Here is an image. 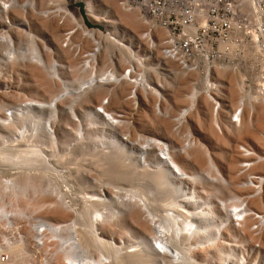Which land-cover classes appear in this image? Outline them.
Returning a JSON list of instances; mask_svg holds the SVG:
<instances>
[{
  "label": "rangeland",
  "instance_id": "1",
  "mask_svg": "<svg viewBox=\"0 0 264 264\" xmlns=\"http://www.w3.org/2000/svg\"><path fill=\"white\" fill-rule=\"evenodd\" d=\"M36 1L37 12L22 7L16 13L0 0V137L8 141L0 172L13 185L10 194L0 185V208L8 201L10 218L21 215V245L7 247L21 253V264H164L155 262L164 245L156 228L170 219L145 201L170 213L174 227L167 229L179 232L185 251L195 222L226 225L214 201L224 210L237 207L242 218L244 205L230 182L249 173L252 161H242L235 149L264 155V100H242L240 75L217 68L223 102L215 111L209 97L195 93L199 73L183 72L165 58L158 41L145 37L140 12L117 0ZM8 39L17 49L11 57L4 56ZM125 72L144 83L122 78ZM92 76L100 80L84 85ZM25 101L48 106L26 108ZM106 101L104 114L99 110ZM242 104L241 121L235 113ZM7 110L15 111L10 119ZM35 145L44 156L21 152ZM171 160L190 180L180 178ZM231 164L239 168L230 170ZM201 171H210V178ZM252 184L260 197L253 226L259 234L264 184ZM235 239L236 245L207 241L198 263L264 264V247ZM128 251L144 259L130 263Z\"/></svg>",
  "mask_w": 264,
  "mask_h": 264
},
{
  "label": "built area",
  "instance_id": "2",
  "mask_svg": "<svg viewBox=\"0 0 264 264\" xmlns=\"http://www.w3.org/2000/svg\"><path fill=\"white\" fill-rule=\"evenodd\" d=\"M117 1L140 12L146 26L145 37L154 44L158 41L162 55L183 72L204 74L211 81L210 72L216 66L243 70L246 75L242 81L243 93L257 91L264 98V0ZM246 44L253 45L252 52L245 50ZM208 95L215 111L220 110V96L211 90ZM7 143V139L0 137V151ZM2 167L5 166L1 165V170ZM11 178L8 173L0 172V185L7 186L8 191L5 190L9 194L13 186ZM5 204L4 212L0 210V263L21 264V253L14 254L7 248L8 244L21 245V228L8 223L3 213L11 211L13 204L8 201ZM16 217L20 226L21 215Z\"/></svg>",
  "mask_w": 264,
  "mask_h": 264
},
{
  "label": "bare ground",
  "instance_id": "3",
  "mask_svg": "<svg viewBox=\"0 0 264 264\" xmlns=\"http://www.w3.org/2000/svg\"><path fill=\"white\" fill-rule=\"evenodd\" d=\"M3 0L2 4L4 6L5 9L12 7V10L16 13H20V10L22 7H30L31 11L33 12H37L39 10V4L36 0H30L25 2L24 4L20 3L21 0ZM244 1V0H241ZM9 3V4H8ZM11 4V5H10ZM118 12H120L122 14V16H124L125 18L129 19L131 17H133V13H127V12H123L119 7H116ZM132 15V16H131ZM131 16V17H129ZM8 36V35H7ZM8 43H9V49L4 53V56L6 57H11L15 51L17 50L16 47L10 42V40L8 39ZM226 46V45H224ZM233 46V45H232ZM245 50H247L248 52H252L253 51V45L250 44H246L244 45ZM25 49V48H24ZM23 53V51H22ZM138 60V59H137ZM136 60V63H137ZM243 61V58H242ZM135 62V61H134ZM245 63V62H243ZM246 66V65H244ZM219 69L218 66H216L215 69L211 70L210 74H212V78L211 81H207L206 77L204 74H200V77L198 78L197 82H195V93L196 95H202L205 94L207 97H209L211 99V96L208 95V91L211 90L212 92L216 93L217 95L220 96V94L223 93V87H222V83L221 81H217L215 79L216 73L215 70ZM221 69H229L227 67V65H224L223 67H221ZM234 71V70H233ZM237 72L240 75V88L243 91V83H242V79L244 78V74L243 71L238 72V71H234ZM131 74H127V72H125L122 76V78H130V80L135 81L136 83H144V79L139 81V79H134L133 77L131 78ZM121 80V77L119 78ZM118 79V80H119ZM100 79H98L95 76H92L90 78V80L84 82V85H88V84H92L96 81H98ZM132 94L136 97V89L133 90ZM247 97L246 98H241L244 101H257V100H264L263 96L259 94V92L254 91V93H247L245 95ZM244 96V97H245ZM61 97V95H60ZM59 97V98H60ZM243 97V95H242ZM120 95L117 96V101L120 100ZM58 100V98H55L53 102H56ZM220 103H221V108H222V99L220 97ZM107 101L103 103V105L101 106L102 111L99 110L100 112H103L104 114L106 113V105ZM32 105H39V106H48L47 103H43V102H32V101H25L23 103V106L26 108L31 107ZM240 110L237 111L235 113V116H237L238 118L240 116H243L244 114V105L242 104L240 107ZM264 109V108H263ZM218 111V110H217ZM15 114V111L13 110H7L4 112V117L7 119L12 118V116ZM120 116H123V114H120ZM240 119V118H239ZM236 119H234L235 121ZM238 120V119H237ZM242 121V118L240 119ZM254 131V130H253ZM24 135V130L21 132L19 131V134L17 133V135ZM55 143V140H54ZM159 144H165L164 142H158ZM36 146V145H35ZM19 150H21V148H18ZM262 149V148H260ZM32 152L34 154H38V155H45L43 152V149L41 147H31V146H27L26 148L22 149L21 152ZM236 153L238 154L239 157H241L242 161H252L251 166L248 168L249 173L247 174H241V176H236L234 179H232V181L230 182V186H235L236 190H237V194L235 195L236 198H239L241 200V202L244 205V216L242 218H239L241 215V213H239V211H237V207L234 209H227L224 210L223 207H220V205L214 201L216 203V207L218 212L220 213V216L227 222L226 225L223 226V223L219 224L218 228L213 227L211 224H204L201 222H195L194 224H196L197 227H194L196 229H192V228H188L190 229V231L192 232V235L195 236L193 238V242L190 244L188 250L185 251V249L183 247H181L180 243H179V239H178V234L179 232H174L173 227V223H172V218L170 213H158L157 210H155L151 204L146 203V205L149 207L150 210L154 211L155 213H157L158 215L162 216V217H166L169 218L170 221L169 222H164L162 226H157L156 228V234L159 236L161 242L164 243V245L162 246V250L156 253L155 256V262L160 263L161 261L164 264H199L198 260H197V254L200 251H203V249H205L206 245H207V241L212 240L214 238H217L219 240V243H225L227 245H236L237 239L235 238H239V240H244V241H248L249 244L252 247H255L256 244H259L261 247H264V230L261 233H257L256 227H253L255 224H257V217L255 216V208L258 206L259 201H260V197H256L255 193H254V186L253 184L251 185V183H258V184H264V175L261 174V170L264 169V155H262L261 153H255L254 151H252L251 153H249V155H239L237 149H235ZM262 151L264 152V149H262ZM47 157V155H46ZM168 158V157H167ZM168 161V160H167ZM199 162V166L202 169V166L204 164L203 160H198ZM247 164H244L243 167H245ZM170 167H172L180 176V178H187L188 180H190V176L184 172L180 166L175 163L174 161L171 160L170 162ZM230 170H235L237 168H239L237 165L231 164L230 166ZM241 169V168H240ZM216 170L218 171V169L216 168ZM250 174H252L253 176H251L252 178V182L250 181V184L247 185V187H241V185H244L243 183V179L247 178V175L249 176ZM199 175H201L204 178H210L211 172L210 171H201L199 173ZM230 186H227L228 191L231 189ZM208 190V189H207ZM146 197V196H145ZM2 208H0L1 210ZM235 210L237 212H235ZM1 212H4V210L2 209ZM3 215L6 216V218H8V223L11 225H16L17 228H21L20 226H17L18 222L15 220H12L9 216V214H7L6 212L3 213ZM197 216H195L197 219H200L203 216H200L198 214H196ZM239 216V217H236ZM238 220V221H237ZM240 220V221H239ZM238 222V224H237ZM48 226L51 228H59L60 226L58 225H53V224H49V223H41V226ZM94 226H96V222L94 221L93 223ZM170 226H172V229H167L170 228ZM195 226V225H194ZM223 226V227H222ZM21 230V229H20ZM172 230V231H171ZM191 236V234H190ZM101 240L103 238H100ZM111 244V243H110ZM11 244H8V246ZM194 245V246H193ZM7 246V247H8ZM111 255H113V253H110ZM124 257L126 258V261H130V263L134 260H138V259H144L143 255L139 252H127ZM68 263V262H67ZM1 264V263H0Z\"/></svg>",
  "mask_w": 264,
  "mask_h": 264
}]
</instances>
